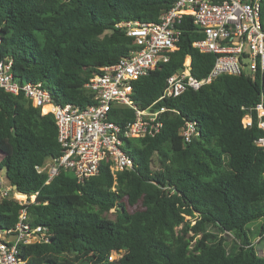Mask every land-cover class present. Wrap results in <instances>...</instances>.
<instances>
[{
  "label": "trees",
  "instance_id": "obj_1",
  "mask_svg": "<svg viewBox=\"0 0 264 264\" xmlns=\"http://www.w3.org/2000/svg\"><path fill=\"white\" fill-rule=\"evenodd\" d=\"M176 0H0V61L10 60L19 85L41 83L58 106L94 104L84 85L99 69L127 58L134 39L116 24L158 23ZM264 19V0H260ZM177 49L132 83L133 100L147 109L167 78L189 59L191 75H208L214 55L192 43L202 39L188 16ZM262 102L264 79L221 75L197 91L153 105L167 109L154 137L126 140L132 169L113 177L101 163L83 184L61 171L49 184L35 167L61 149L53 116L42 115L22 94L0 91V170L13 193L36 195L20 206L0 200V229L26 222L46 227L50 242L18 247L25 264H264L248 231L262 221L264 240V148L255 123L243 128L248 109ZM108 118L124 127L134 111L113 106ZM192 123L197 136L184 143L179 131ZM113 211L115 220L105 218ZM238 243L228 254L229 241ZM112 253L120 257L109 261Z\"/></svg>",
  "mask_w": 264,
  "mask_h": 264
},
{
  "label": "built area",
  "instance_id": "obj_2",
  "mask_svg": "<svg viewBox=\"0 0 264 264\" xmlns=\"http://www.w3.org/2000/svg\"><path fill=\"white\" fill-rule=\"evenodd\" d=\"M185 16L203 37L192 43V48L214 55L213 66L206 77L196 79L191 75L189 59H185L183 69L166 79L158 100L141 110L134 103L132 83L147 76L159 63L167 62L168 54L177 49L181 34L177 26ZM115 27L134 39L136 49L114 65L100 68V73L88 80L84 89L91 93L94 104L85 108L55 105L41 83L19 85L11 74V61H0V91L14 96L22 94L42 115L53 116L61 154L35 167L37 174L46 176L45 185L61 171L70 173L77 184H83L98 174L104 161L109 162L113 177L131 170L132 161L123 150L124 142L154 137L160 132L161 116L167 109L154 110L153 105L161 100L177 98L188 90L197 91L221 75L264 79V19L260 16V0H176L158 23L122 21ZM113 106L132 109L134 120L124 127L110 121L108 115ZM254 123L261 133L254 144L264 148L262 102L242 117L243 128L249 129ZM179 136L184 143H190L197 136L195 126L185 123ZM13 191L11 186L0 188V200L13 199L20 206L35 201V194L27 197ZM26 219L23 209L14 228L0 229V264H25L17 257L20 245L50 242L51 233L46 227H33ZM118 257L120 254L112 253L108 260Z\"/></svg>",
  "mask_w": 264,
  "mask_h": 264
},
{
  "label": "rangeland",
  "instance_id": "obj_3",
  "mask_svg": "<svg viewBox=\"0 0 264 264\" xmlns=\"http://www.w3.org/2000/svg\"><path fill=\"white\" fill-rule=\"evenodd\" d=\"M9 187V182L5 177V171L0 170V188L1 190H5ZM105 218L109 220H115L116 214L113 211H109L107 214L104 215ZM262 221L254 222L249 225L248 231L250 235V239L252 243L255 245L256 252L262 256L264 255V240H262V236H260V225ZM238 243L234 241L233 239H230L229 241V248H228V254L231 256L235 254L237 251Z\"/></svg>",
  "mask_w": 264,
  "mask_h": 264
},
{
  "label": "bare ground",
  "instance_id": "obj_4",
  "mask_svg": "<svg viewBox=\"0 0 264 264\" xmlns=\"http://www.w3.org/2000/svg\"><path fill=\"white\" fill-rule=\"evenodd\" d=\"M47 109H48V107H45V108H44V111H46Z\"/></svg>",
  "mask_w": 264,
  "mask_h": 264
},
{
  "label": "water",
  "instance_id": "obj_5",
  "mask_svg": "<svg viewBox=\"0 0 264 264\" xmlns=\"http://www.w3.org/2000/svg\"><path fill=\"white\" fill-rule=\"evenodd\" d=\"M14 189H15V187H14Z\"/></svg>",
  "mask_w": 264,
  "mask_h": 264
}]
</instances>
